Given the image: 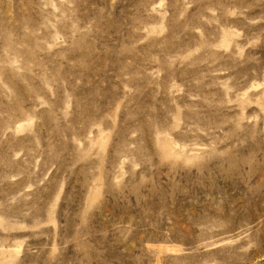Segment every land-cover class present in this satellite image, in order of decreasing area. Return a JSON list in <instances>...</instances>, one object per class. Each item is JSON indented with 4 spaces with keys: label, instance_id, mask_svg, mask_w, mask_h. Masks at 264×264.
<instances>
[{
    "label": "rangeland",
    "instance_id": "374dc122",
    "mask_svg": "<svg viewBox=\"0 0 264 264\" xmlns=\"http://www.w3.org/2000/svg\"><path fill=\"white\" fill-rule=\"evenodd\" d=\"M264 0H0V264H264Z\"/></svg>",
    "mask_w": 264,
    "mask_h": 264
},
{
    "label": "bare ground",
    "instance_id": "6f19581e",
    "mask_svg": "<svg viewBox=\"0 0 264 264\" xmlns=\"http://www.w3.org/2000/svg\"><path fill=\"white\" fill-rule=\"evenodd\" d=\"M264 213V212H263Z\"/></svg>",
    "mask_w": 264,
    "mask_h": 264
}]
</instances>
